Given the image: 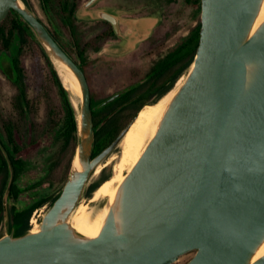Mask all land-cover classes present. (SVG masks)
<instances>
[{"label": "water", "instance_id": "95a60500", "mask_svg": "<svg viewBox=\"0 0 264 264\" xmlns=\"http://www.w3.org/2000/svg\"><path fill=\"white\" fill-rule=\"evenodd\" d=\"M98 1L89 0L83 10ZM263 1L202 0L193 68L126 174L98 237L85 238L70 219L92 173L146 105L93 157L92 92L84 70L24 2L0 0V21L10 9L21 15L54 62L70 69L82 94L78 112L73 105L78 166L74 162L37 232L12 230L0 238V264H174L191 252L186 264H264V255L253 262L264 243V22L253 31ZM86 17L110 22L121 36L118 15L101 9Z\"/></svg>", "mask_w": 264, "mask_h": 264}, {"label": "rangeland", "instance_id": "374dc122", "mask_svg": "<svg viewBox=\"0 0 264 264\" xmlns=\"http://www.w3.org/2000/svg\"><path fill=\"white\" fill-rule=\"evenodd\" d=\"M29 1L35 14L39 16L52 31L60 27L61 23L59 24V19L56 16L51 17L45 13L43 9V0ZM61 1L63 0H52L53 3ZM68 1L78 5L76 16L78 20L83 21V25H80L82 44L90 41V39L94 40L95 37L98 39L97 43H99V50L96 54H91L92 59H90L91 62L87 67V74L90 77L92 92L98 99L106 98L111 94L128 88L134 82L141 81L149 72L152 65L179 45L196 25L195 7L186 4L185 0H99L88 11L102 9L112 12L118 15L123 20L124 24L126 22L131 24L137 19L150 15L160 19L158 26L153 30L151 36L141 45H138V49L132 53L116 57L113 54L102 51L104 49H110L113 45L112 43L108 44V41L112 38L108 37L107 40L105 38L107 36L105 35L106 32L104 33L103 29L106 28L110 31L113 27L110 24H104L101 20L91 21L86 17L88 11H84L83 8L89 0ZM20 2L23 3L22 0H20ZM136 22H138V20ZM59 31L61 40L65 43L73 56L79 60L69 30L61 27ZM106 40L107 42L105 43ZM38 43L41 44L52 61L54 68L59 72L56 63L51 58V54L38 37L36 43H30L24 49L22 64L26 72L28 100L31 109V116L26 124L20 122V116L14 114L15 112L12 107V101L17 94V89L5 77L0 69V128L3 125V121L7 118L11 117L17 119L20 128L19 132L17 131V142L22 148L19 157H23L29 164L28 172L18 181V185L23 190V193H21L17 201L8 200L10 205H14L18 209L29 207L38 201L49 189L52 195L56 188L62 189L70 176L75 162V160H73L72 166L68 171V160L66 158L60 162L55 172L48 175V165L56 158L57 151L60 147L55 142L53 134L48 132L47 128L50 126L49 119L51 115L56 118L61 117L62 101L59 90ZM3 54L7 56L10 55L9 52ZM191 70L192 66L187 69L185 73L186 78ZM66 90L78 112L79 98H77L70 89L66 88ZM117 150L118 149L115 151ZM127 173L128 171L125 172V175ZM111 175V167H106L96 175L92 173L86 193L80 201L89 205V212L92 218L95 217L100 202H89L88 196L101 182ZM38 183H41V185L35 187ZM50 183L54 185V187L51 188ZM46 204L47 207L43 215L50 208L51 202ZM8 220L9 218H5L2 222V234L8 232ZM28 228L29 230L32 229L29 225ZM194 255L195 252L188 253L180 257L174 264H186Z\"/></svg>", "mask_w": 264, "mask_h": 264}, {"label": "trees", "instance_id": "16d2710c", "mask_svg": "<svg viewBox=\"0 0 264 264\" xmlns=\"http://www.w3.org/2000/svg\"><path fill=\"white\" fill-rule=\"evenodd\" d=\"M22 1L33 10L29 0ZM185 3L195 7V27L179 45L155 62L141 81L134 82L128 87L129 90L126 93L100 108L98 106L113 94L106 98L98 99L91 89L95 132L93 157L107 148L145 105L154 103L169 92L179 76L193 65L201 40L202 0H185ZM43 9L49 16H56L59 19V24L61 23V25L55 28V31H52L44 21H41L46 25L51 35L61 47L79 63L91 87L87 67L91 62L90 59H92L91 54H96L99 50V43H97L98 39L95 37L94 40L90 39V41L82 44L80 25H83V21L78 20L76 16L78 5L68 0L57 3H53L52 0H43ZM104 24L109 23L104 22ZM61 27L69 30L79 60L73 56L61 40V36L59 35ZM105 35H107L105 37L106 39L108 37L116 38L112 28L110 31L107 29ZM36 42L37 36L30 25L15 10L10 9L4 19L0 21V69L17 89V94L12 101V107L15 112L14 114L20 116V122L24 124L27 123V120L31 116V109L28 100L27 77L22 64V55L24 49L30 43ZM38 46L41 48L42 55L46 60L62 101L61 117L56 118L51 115L49 119L50 126L47 128L48 132L53 134L55 142L60 147L57 151L56 158L48 165V175H51L55 172L60 162L66 158L68 160V171L72 166L79 140L78 121L73 103L58 72L40 43H38ZM5 52H9L10 55H4L3 53ZM19 130L17 119L11 117L3 121V125L0 128V142L5 148L4 151L0 145V238L4 236L1 232V226L5 219L6 206L9 218L8 232L14 230L16 235H22L29 230L28 225L32 213L48 202H51L52 205L62 190L61 188H56L52 195L49 189L38 201L25 209H18L16 206L8 203V200L17 201L21 193H23V190L18 185V181L29 170L27 160L19 157L22 150L17 142V131L19 132ZM8 158L12 165L9 164ZM12 168L14 169V175L12 174ZM40 185L41 183H38L35 187ZM50 186L51 188L54 187L51 183Z\"/></svg>", "mask_w": 264, "mask_h": 264}, {"label": "bare ground", "instance_id": "6f19581e", "mask_svg": "<svg viewBox=\"0 0 264 264\" xmlns=\"http://www.w3.org/2000/svg\"><path fill=\"white\" fill-rule=\"evenodd\" d=\"M263 22L264 1L253 31H255ZM56 66L64 87L70 89L72 93L80 99L82 95L81 89L78 82L73 77L70 69L64 64L58 62H56ZM186 71L179 76L169 92L156 100L154 103L147 104L140 111L137 119L119 143L117 147L118 150L114 151L98 165L94 171L95 175L99 174L106 167L112 168V175L101 182L88 196L89 202H100L99 209L94 218L91 217L89 205L87 203L85 204L84 202H80L75 209L70 219V225L76 233L84 236L85 238L98 237L106 219L109 205L115 203L118 189L126 178L125 172H129L134 167L146 149L148 143L156 134L160 122L172 99L187 79L185 74ZM75 163L76 166H78V157L76 158ZM46 207L47 204L39 207L30 217L29 227L32 228L31 231L34 233L38 230L40 219L43 216ZM263 255L264 243L253 258V262L261 258Z\"/></svg>", "mask_w": 264, "mask_h": 264}, {"label": "crops", "instance_id": "0c3cea01", "mask_svg": "<svg viewBox=\"0 0 264 264\" xmlns=\"http://www.w3.org/2000/svg\"><path fill=\"white\" fill-rule=\"evenodd\" d=\"M89 20L92 21V19ZM137 20L138 22H136ZM137 20H135V22H132L131 24L127 22L124 24L123 20L119 17L121 36H118L119 40L117 42L112 43V46H116L119 48V52L113 54L116 57L134 51L140 42L144 41L150 36L152 30H154V28L160 21L159 18L153 15L144 16ZM8 233L10 232H7L5 234Z\"/></svg>", "mask_w": 264, "mask_h": 264}, {"label": "flooded vegetation", "instance_id": "af4514ba", "mask_svg": "<svg viewBox=\"0 0 264 264\" xmlns=\"http://www.w3.org/2000/svg\"><path fill=\"white\" fill-rule=\"evenodd\" d=\"M101 21H102V22H107V23H109V24L112 26V24H111L110 22L106 21V20H101ZM157 26H158V25H157ZM157 26H156V27H157ZM112 27H113V26H112ZM156 27L154 28V30L156 29ZM113 30H114V29H113ZM106 31H107L106 28L103 29V32H104V33H105ZM104 33H103V34H104ZM114 33H115V31H114ZM152 33H153V30H152ZM152 33H151V34H152ZM151 34H150V36H151ZM115 35H116V38L113 37L111 40L108 41V44H109V43L117 42V41L119 40L118 35H117L116 33H115ZM150 36H149V37H150ZM149 37H148V38H149ZM148 38H147V39H148ZM147 39H145V40H147ZM145 40H144V41H145ZM144 41L140 42L138 45H141ZM138 45H137V47L135 48V50L138 49ZM135 50H134V51H135ZM132 52H133V51H132ZM132 52H131V53H132Z\"/></svg>", "mask_w": 264, "mask_h": 264}]
</instances>
